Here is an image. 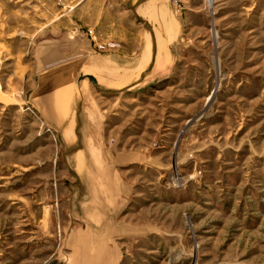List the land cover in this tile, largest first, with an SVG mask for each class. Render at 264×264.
<instances>
[{"label":"rangeland","instance_id":"374dc122","mask_svg":"<svg viewBox=\"0 0 264 264\" xmlns=\"http://www.w3.org/2000/svg\"><path fill=\"white\" fill-rule=\"evenodd\" d=\"M85 1L0 0V264L65 256L72 264H264V0H201L187 31L201 83L181 73L178 85L120 96L121 130L132 134L104 139L98 166L112 164L115 148L147 147L148 182L142 168L134 188L126 171L115 172L120 199L104 202L112 215L98 218V233L74 234L85 219L70 215L75 202L63 195L76 175L70 149L31 106L28 87L37 41ZM119 1L153 22L144 0ZM167 1L168 14L182 18L177 0ZM212 22L224 23L219 40Z\"/></svg>","mask_w":264,"mask_h":264},{"label":"crops","instance_id":"0c3cea01","mask_svg":"<svg viewBox=\"0 0 264 264\" xmlns=\"http://www.w3.org/2000/svg\"><path fill=\"white\" fill-rule=\"evenodd\" d=\"M177 2L183 11L182 18L168 14L167 0H144L139 4L153 11L150 13L153 24L136 9L131 14L120 8L119 0L70 4L63 28L48 29L35 45L28 101L70 149L71 169L76 175L71 182H66L63 195L75 202L68 209L70 215L74 211L76 214L71 216L85 219L83 230L74 229V234L98 233V218L112 215L111 207L104 202L112 194L116 204L120 199L114 188L118 181L116 173L126 171L130 181L122 179L134 188L131 180L136 174L135 168H142L143 180L148 182L145 170H150L152 159L147 147L136 153L124 148L119 150L115 145L112 164L102 169L98 166V154L104 156V139L114 138L118 144L120 138L132 134L130 127L121 130L126 109L120 96L155 86L162 89L178 85L180 81L173 79L181 73L191 74L192 84L201 83L195 60L199 53L191 49L193 36L187 31L196 25L191 16L202 9V3L201 0ZM83 8L94 12L75 15V10ZM223 25L212 22L216 33L213 40L221 38ZM107 43L117 46L96 51L97 44ZM87 76L94 78L95 83ZM204 87H209L207 81ZM107 168L113 171V177L101 173L100 170L104 173ZM66 258L62 264H72L71 258L67 261Z\"/></svg>","mask_w":264,"mask_h":264},{"label":"built area","instance_id":"2783aa9c","mask_svg":"<svg viewBox=\"0 0 264 264\" xmlns=\"http://www.w3.org/2000/svg\"><path fill=\"white\" fill-rule=\"evenodd\" d=\"M205 3H207V5H209V2L212 0H203ZM175 5H177L176 1H173ZM213 5V4H212ZM211 4L209 6H212ZM176 11H180V9L178 7H176ZM117 44L116 43H107V44H100L97 45V50L99 51H104L107 48H114L116 47ZM50 131V129H48Z\"/></svg>","mask_w":264,"mask_h":264},{"label":"bare ground","instance_id":"6f19581e","mask_svg":"<svg viewBox=\"0 0 264 264\" xmlns=\"http://www.w3.org/2000/svg\"><path fill=\"white\" fill-rule=\"evenodd\" d=\"M212 3H213V2L210 1V2H209V5L212 4ZM91 262H92V261H89V262H88V261H84V264H92Z\"/></svg>","mask_w":264,"mask_h":264},{"label":"water","instance_id":"95a60500","mask_svg":"<svg viewBox=\"0 0 264 264\" xmlns=\"http://www.w3.org/2000/svg\"><path fill=\"white\" fill-rule=\"evenodd\" d=\"M87 78H88L90 81H92L93 83H95L94 78H92L91 76H87Z\"/></svg>","mask_w":264,"mask_h":264}]
</instances>
